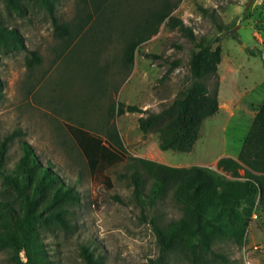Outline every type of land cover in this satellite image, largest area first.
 <instances>
[{"label": "rangeland", "instance_id": "obj_1", "mask_svg": "<svg viewBox=\"0 0 264 264\" xmlns=\"http://www.w3.org/2000/svg\"><path fill=\"white\" fill-rule=\"evenodd\" d=\"M165 2L197 40L219 45L223 53L217 75L204 80L211 90L218 87L219 112L204 121L187 153L161 150L158 133H143L138 120L162 111L193 82L194 43L166 19L137 48L130 70L121 60L129 33ZM54 17L71 26V43L56 35ZM0 21L25 43L22 49H0V147L13 137L4 164L14 167L26 140L80 196L71 207V229L40 228L54 264H84L83 243L103 264H153L161 250L152 220L166 224L182 214L170 195L155 204L136 198L127 177L133 171L130 157L217 169L220 158L239 155L264 103V0H56L53 11L28 1L23 13L0 5ZM32 51L41 62L31 67ZM116 102L144 111L111 116ZM67 124L104 139L117 131L127 159L92 173ZM11 193L0 176V199H12ZM215 246L229 257L217 264H264V210L251 214L243 245L228 239ZM13 262L12 253L0 249V264ZM165 264L190 263L171 258Z\"/></svg>", "mask_w": 264, "mask_h": 264}, {"label": "trees", "instance_id": "obj_2", "mask_svg": "<svg viewBox=\"0 0 264 264\" xmlns=\"http://www.w3.org/2000/svg\"><path fill=\"white\" fill-rule=\"evenodd\" d=\"M35 1L53 11L56 0H0V5L23 13L26 2ZM170 2L155 9L129 33L125 39L122 65L131 69L137 48L157 34L166 19L178 27L193 43L190 72L193 82L160 112H148L138 120L143 133H158V147L187 153L200 137L204 121L220 109L218 87L211 90L204 81L218 73L223 53L221 46L197 40L193 30L181 19L174 18ZM56 35L71 43V26L54 17ZM25 47L15 28L0 21V49ZM28 64L40 63L41 57L32 51ZM252 55H257L251 51ZM2 84L0 81V97ZM138 105L116 102L110 114L143 112ZM68 130L87 159L91 172L102 171L123 162V141L117 131L104 139L81 127L67 124ZM7 137L0 147V176L4 185L13 190L12 199H0V249L9 250L12 264H54L42 236V226L71 229V207L80 196L67 184L51 163L44 164L31 143L21 142L22 154L13 168L4 164ZM133 171L127 176L135 185V195L141 203L155 204L169 195L181 211V216L166 224L152 220L161 253L153 264H165L177 259L190 264L228 263L229 257L216 248L221 240L231 239L243 245L251 214L264 210V103L254 117L237 158L222 157L217 170L206 166L176 167L143 157H130ZM244 171L243 173L241 171ZM151 182L148 193L144 191ZM80 254L84 264H103L91 246L83 243Z\"/></svg>", "mask_w": 264, "mask_h": 264}, {"label": "crops", "instance_id": "obj_3", "mask_svg": "<svg viewBox=\"0 0 264 264\" xmlns=\"http://www.w3.org/2000/svg\"><path fill=\"white\" fill-rule=\"evenodd\" d=\"M238 156H234L233 158H237Z\"/></svg>", "mask_w": 264, "mask_h": 264}, {"label": "water", "instance_id": "obj_4", "mask_svg": "<svg viewBox=\"0 0 264 264\" xmlns=\"http://www.w3.org/2000/svg\"><path fill=\"white\" fill-rule=\"evenodd\" d=\"M215 170H217V169H215Z\"/></svg>", "mask_w": 264, "mask_h": 264}]
</instances>
